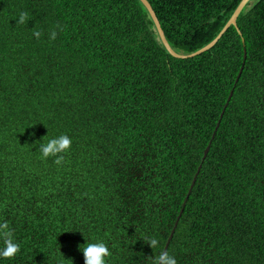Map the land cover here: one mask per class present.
Here are the masks:
<instances>
[{"label": "trees", "instance_id": "obj_1", "mask_svg": "<svg viewBox=\"0 0 264 264\" xmlns=\"http://www.w3.org/2000/svg\"><path fill=\"white\" fill-rule=\"evenodd\" d=\"M241 1L148 0L181 55ZM238 28L178 59L140 0H0V218L21 245L4 264H84L86 239L109 245L110 264H151L233 91L168 251L264 264V0ZM63 134V163L41 159L37 141Z\"/></svg>", "mask_w": 264, "mask_h": 264}, {"label": "clouds", "instance_id": "obj_2", "mask_svg": "<svg viewBox=\"0 0 264 264\" xmlns=\"http://www.w3.org/2000/svg\"><path fill=\"white\" fill-rule=\"evenodd\" d=\"M28 20V14L22 12L19 14L16 24H25ZM33 35L39 39L40 31H34ZM57 33L52 31L49 39L55 40ZM38 153L41 159L54 158V163L60 165L63 163L65 155L71 151L73 141L67 134L59 135L46 141L44 139L37 141ZM151 249L156 250L160 247V241L156 237H148L142 239ZM0 264L4 261H11L21 252V245L15 236V230L10 222L0 218ZM83 246V247H82ZM80 247V251L84 256V264H110L112 251L109 245L103 240H95L90 242L86 239V243ZM151 264H178L177 257L169 251H160L159 254L151 256Z\"/></svg>", "mask_w": 264, "mask_h": 264}, {"label": "water", "instance_id": "obj_3", "mask_svg": "<svg viewBox=\"0 0 264 264\" xmlns=\"http://www.w3.org/2000/svg\"><path fill=\"white\" fill-rule=\"evenodd\" d=\"M140 1H141V2L143 3V5L146 7V9L148 10V12H149L151 18L153 19V21H154V23H155V25H156V28H157V31H158L159 37H160V39H161L163 45H164L165 48L167 49V51H168L173 57H175V58H178V59H188V58H194V57H196V56L202 55L203 53H206V52L212 50V49L218 44V42L222 39V37L228 32V30H229L231 27H235V28H237V29L239 30V28H238V19H239L241 13L244 11V9H245L249 4H251L254 0H242L241 3L239 4L238 8L236 9V11L234 12V14L232 15L231 19H230L229 22L226 24V26L223 28V30L220 32V34L216 37V39H215L214 41H212V42H211L209 45H207L206 47H204V48H202L201 50H199V51H197V52H195V53H193V54H190V55H181V54H178V53L175 52V50L171 47L170 43H169L168 40H167L166 34H165V32H164V30H163V28H162V25H161V23H160V21H159V19H158L157 14L155 13V11H154V9H153V7H152V5L148 2V0H140ZM259 1H261V0H259ZM245 58H247V53H245ZM243 70H244V67L242 68V70H241V72H240V75H239V77H238V79H237V83L239 82V79H240V77H241V75H242ZM233 95H234V91L231 93V95H230V97H229L228 103L226 104L225 109H224V111H223V113H222V115H221V119H220V121H219V123H218V125H217V128H216V130H215V132H214V135H213V137H212V140H211L209 146L207 147V149H206V151H205V154H204V157H203L202 163H201L200 167L198 168V171H197V173H196V175H195V177H194V180H193V183H192V185H191V188H190L189 194H188V196H187V198H186V201H185V203H184V205H183V209H182V211H181V213H180V215H179V217H178V219H177V222H176V224H175V227H174V229H173V231H172V233H171V235H170V237H169V239H168V241H167V244H166V247H165V250H164V251H168V250H169V247H170V245H171V243H172V241H173V238H174V236H175V233H176L177 227H178V225H179V223H180V220H181L182 215H183V213H184V210H185V208H186V206H187V204H188V201H189L190 196H191V194H192V192H193V189H194V187H195V185H196V183H197V180H198V177H199L200 172H201V170H202L203 164H204V162L206 161V159H207V157H208V155H209V152H210V150H211V146H212L213 141H214V139H215V137H216V134H217V132H218V130H219V128H220L221 121H222V119L224 118V115H225V113H226V109H227L229 103L231 102V100H232V98H233Z\"/></svg>", "mask_w": 264, "mask_h": 264}]
</instances>
